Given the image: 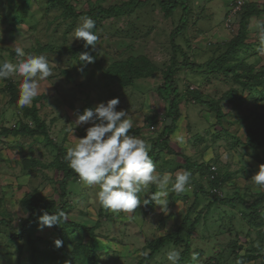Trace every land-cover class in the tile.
<instances>
[{
  "label": "rangeland",
  "instance_id": "1",
  "mask_svg": "<svg viewBox=\"0 0 264 264\" xmlns=\"http://www.w3.org/2000/svg\"><path fill=\"white\" fill-rule=\"evenodd\" d=\"M65 1L81 13L95 7H116L109 16H100L93 29L99 36L95 50L89 51L94 63L79 60L83 51L72 54V49L83 43L75 40L74 30L84 16L66 19L62 8L50 9L46 0H0V62H15L14 48L22 47L26 53L46 56L52 69V75L40 82V94L33 100L52 145L38 135L3 134L4 129L19 128L21 124H29L33 129L34 124L20 109L10 106L9 94L5 91L8 82L18 90L22 78L14 76L0 82V219L2 216L9 219L8 226H0V264H32L34 259L41 264H90L86 253L89 237L80 228L62 223L51 228L39 225L33 231L32 247L19 240L28 217L21 209L20 200L36 191L44 201L60 204L57 182L62 175L53 162L59 150L66 152L65 146L75 143L73 137L82 138L85 129L91 126L75 128L73 124L86 108L118 97L117 110L129 112L134 120L131 131L139 129L132 135L152 144L168 124L165 113L171 95L160 96L157 91L163 83L164 72L172 63L178 66L172 80L180 95L179 117L174 133L168 136L173 154L164 149L157 151L156 167L161 174L172 173L173 180L177 171H190L186 191L169 193L167 212L149 203L133 213H115L102 207L96 198L98 189L84 184L77 175L71 178L66 189V220L78 226L94 227L98 264H137L149 253L147 243L173 232L184 218L185 230L193 219L198 222L189 236V253L181 264H193V252L199 253V264H235L236 255L262 257L264 199L261 195L264 188L254 185L251 178L258 166L264 164V146L251 150L245 143L247 126L256 116L264 115V86L242 90L233 82L231 73H210L205 67L225 51L223 43L238 31L236 20L234 32L222 28L220 37H212L209 28L220 27L224 20L220 11L215 13L218 0L213 2L212 13L215 14L201 25L194 20L197 14L193 16L198 11L191 9L190 0H185V24L172 46L170 35L180 24L181 6L177 5L170 12L161 0H137L135 6L121 9L118 7L129 0ZM249 28L246 45L239 48L228 63L243 61L252 64L256 72L264 73V54L260 51L264 44L255 22L249 23ZM247 46H254V53ZM43 47L48 50H41ZM135 58H143L148 63L138 66L147 74L146 78L133 79L129 86L106 78V71L113 64ZM183 60L202 68L182 67ZM232 89L243 102L224 97ZM192 92L200 103L195 102ZM208 102L219 105L220 120L208 108ZM151 117L156 120H149ZM177 133L184 136L183 143L174 139ZM24 160L32 161L28 169L22 166ZM209 165L215 166L221 177L216 193L208 178ZM156 190L154 185L149 188V192ZM139 195L143 202L146 193ZM239 197L243 203L237 202ZM225 200L235 203L232 205ZM256 200H260L257 207L248 208ZM47 208L42 203L38 212L43 214ZM143 208L152 210L151 214L143 215ZM57 239L62 241L60 247L54 244ZM184 247V243L181 246L167 244L144 264H171L166 259L167 252L175 248L182 256ZM38 252L48 255L49 259H43ZM259 258L247 264H260Z\"/></svg>",
  "mask_w": 264,
  "mask_h": 264
},
{
  "label": "clouds",
  "instance_id": "2",
  "mask_svg": "<svg viewBox=\"0 0 264 264\" xmlns=\"http://www.w3.org/2000/svg\"><path fill=\"white\" fill-rule=\"evenodd\" d=\"M235 1L233 0L231 4ZM242 2L243 6L244 0ZM230 5L225 14L224 28ZM236 16L232 20L233 25ZM95 27V20L84 16L82 23L74 30L75 40L83 41L85 49L89 46L93 50L96 48L99 36L93 31ZM255 27L264 44V21H256ZM260 51L264 54V47ZM14 52L15 62L8 60L0 62V82L14 76L22 78L17 104L24 108L30 106L40 94V82L52 75V69L44 55L26 53L22 47H15ZM79 60L86 64L94 63V57L89 51L80 53ZM119 104L118 97L112 98L95 107L86 108L82 114L77 115L73 123L75 128L91 126L85 129L86 134L82 138H74L72 132L75 143L65 146L64 160L84 184L98 189L96 198L105 209L115 213H133L140 206L153 203L161 212H167L169 193L185 192L190 183L191 172L186 169L179 170L175 173L174 180L172 173L161 174L150 156L151 143L129 134L134 126V120L126 110H117ZM174 139L180 143L184 142V136L179 133ZM251 181L254 185L264 188V164L258 166V171L252 176ZM153 185L157 190L149 192L150 186ZM141 192L146 193L147 197H144L143 202L139 195ZM67 215L62 209L52 214L44 211L39 216V223L42 228H51L66 221ZM54 244L60 247L62 241L57 239ZM166 259L171 264H179L181 251L175 248L169 250ZM199 259V253L193 252L191 255L193 264H199ZM235 264H243L242 259H237Z\"/></svg>",
  "mask_w": 264,
  "mask_h": 264
},
{
  "label": "trees",
  "instance_id": "3",
  "mask_svg": "<svg viewBox=\"0 0 264 264\" xmlns=\"http://www.w3.org/2000/svg\"><path fill=\"white\" fill-rule=\"evenodd\" d=\"M47 5L50 9H56L58 7L63 9V16L64 18L68 19L70 17L78 18L80 16H88L95 20L97 23V20L100 16H109L116 10V7H109L107 9L102 7H95L91 8L89 12H77L71 5H69L65 0H46ZM160 1V0H159ZM185 0H167V3H165L164 0H161V3L165 8H167L170 12H173L177 5L181 6L182 9V16L180 18V24L175 29L173 33L170 35V43L172 46H175L174 40L180 34L182 30V24H185V16L187 14V6L185 4ZM137 0H129L128 2H125L123 5L119 6L118 8L121 9L124 6L133 5L135 6L137 4ZM241 11L236 16V23L238 24V31L233 33V36L227 41L223 43V46L225 48V51L220 55L217 59H212L206 64V70L210 73L215 74H224L225 72H229L232 74L233 82H236V84L239 85V87L242 90L246 89H252L253 87H262L264 86V73L256 72L253 66L248 65L247 63L237 62V64H229V59L234 56L236 51L244 47L245 40L247 39L248 35V19L251 16H260L264 15V4L260 7L255 4H246L241 7ZM235 24V22H234ZM84 42L72 49V54H78L81 51H93L91 46H89L88 49H85L83 47ZM47 51L48 49L46 47H43V49ZM132 63V64H131ZM146 64L147 62L143 58H135L131 59L128 62L125 63H115L113 66L106 71V78L109 80L118 82L119 84L123 86H129L132 83L133 79H143L146 78L147 74L142 73L140 64ZM148 65V63H147ZM131 66V67H130ZM133 66V67H132ZM182 67H186L189 69H197L200 70L201 66H195L194 64L188 63L186 60H183L180 64ZM176 64L172 63V65L164 72V79L162 85L158 88V93L160 96L169 97L170 95V102L169 107L165 113V119L168 121V124L164 125V128L162 132L160 133L159 137L151 144V152L150 156L153 159V156H155V160L158 158V154L156 153L159 150L164 149L167 152L172 153L171 148L169 147L168 143L170 142L168 136L175 131V123L179 117L178 112V103H179V97L180 95L177 92L176 87H174L173 83V76L176 70ZM148 69V66L146 67ZM239 69V70H236ZM238 72V73H237ZM264 72V71H263ZM254 88V89H255ZM5 91L9 94V104L10 106H15L18 109H20L24 114L25 118L31 119L34 126L33 129L30 127L29 124H21L19 128H12V129H4L2 132L5 136H14V137H23V136H41L44 140L48 141L51 145L52 142L49 139L48 132L46 129L45 123L40 120V117L38 115V111L35 106V101L32 104V106L20 108L17 104V100L19 97V91L17 90L16 86L10 82L7 83L5 87ZM192 95L194 97L195 102L200 103L201 101L197 97L195 92H192ZM224 97L229 101H234L236 103L243 102V99L241 96H237V92L235 89L229 90L227 93H225ZM208 108L212 111H214L220 120L222 117V112L218 104L210 103L208 102ZM149 120H156V117H151ZM219 122V121H217ZM153 126V125H152ZM139 132V129L130 130V135ZM246 147L249 149L256 150L258 148H261L264 146V115H258L256 116L252 122L247 126L246 129ZM58 157L53 162L54 167L61 173L62 178L60 181L57 182L58 186V195L60 198V204L57 205L54 202H47L44 201L36 191L33 194H28L21 198L20 200V206L21 209L28 213L27 219H25L23 223L22 232L19 234L18 239L25 242V244L30 245L32 247V244L34 243V240L32 239L34 236V232L37 228V226L40 225L39 223V216H41L42 213H39L38 210L42 203H45L47 205V212L49 214H52L53 212H56L58 210L66 211V203H65V197H66V189L69 185V182L71 181V178L74 176H77L76 173H74L67 165V163L64 160L63 155H65V151L59 150L58 151ZM63 154V155H62ZM160 154V153H159ZM173 154V153H172ZM186 163H188L187 159H184ZM32 161L24 160L22 162V166L24 169H28L30 165L31 166ZM207 169V167H205ZM211 166L209 165L207 169L208 178L211 183H213V187L216 191H218V184L221 186V177L218 176L217 172L212 173L210 172ZM204 169V170H206ZM213 176L211 178L210 176ZM212 190V191H213ZM208 194V192H206ZM261 198L264 199V194L261 195ZM216 202V201H214ZM226 203L234 204V201H228L225 200ZM238 203H243V201L240 199V197L237 200ZM259 201H255L252 205H250L248 208H251L254 210V207H257V203ZM232 204V205H233ZM152 210L144 209L143 208V215L148 216L151 214ZM208 212V211H206ZM253 213V212H252ZM251 213V214H252ZM184 218L179 226H177L173 232L159 237L156 240L150 241L146 244V247L149 250V253L143 257L140 261H138L137 264H144L146 261L152 260L155 256H157L160 251L165 247L167 244H171L173 246H181L184 243L185 250L182 253L181 259L179 261V264L182 262V258L189 253V243H190V234L193 232L194 228L197 225V220H192L191 224L187 226V229L185 230L186 223ZM7 223H9V219L7 217L2 216L0 219V226H8ZM62 225H68L73 228L82 229L84 234H86L89 237V245L86 248L87 258L90 262V264H98L95 259V243H96V235L94 233V227L88 228L83 226L75 225L72 222L64 221L62 222ZM183 232L184 235H183ZM185 239V240H184ZM40 253L41 257L43 259H46L48 255ZM259 258V256L251 257L248 255H236L235 261L237 259H242L243 264H247L249 262L255 263V261ZM260 264H264V255L259 258ZM32 264H41V262H37L36 259L33 260Z\"/></svg>",
  "mask_w": 264,
  "mask_h": 264
},
{
  "label": "crops",
  "instance_id": "4",
  "mask_svg": "<svg viewBox=\"0 0 264 264\" xmlns=\"http://www.w3.org/2000/svg\"><path fill=\"white\" fill-rule=\"evenodd\" d=\"M190 1L192 2L191 5L193 4V6H191L192 7L191 9L193 10V9L196 8V10H194V11H198V13L195 12L193 14V16L197 14V16L195 17L194 20H196L197 24L201 25L202 22L208 21V19H210V17L212 15H214L215 13H217L219 11L224 16V20H223V22H224L225 21V14H226V11L228 9V6L227 5L229 4V2H231L233 0H218V5L216 6V12L214 14L212 13V8L214 7L213 2L215 0H190ZM244 3H246V4H255V5H257V6L260 7L261 5L264 4V0H244ZM188 8H189V4H188ZM199 11H201V12H199ZM256 21H264V15L262 14L260 16H251L248 19V35L247 36H249V34H250L249 32L251 31V29L249 28V23H251V22H255L256 23ZM223 22H222V25L220 27H218V26H215L213 28H209L208 27L209 28V31H210V35H212V37L218 38V37L221 36V32H222L221 30H222V28H224L223 27ZM223 34H225V33H223ZM230 37H229V39H230ZM207 39L208 38L204 39L203 42H205ZM228 40H226V42ZM245 45H246V43H245ZM247 47L252 52L255 50V47L254 46H251V47L247 46ZM248 65L253 66L252 64H248ZM154 163L156 164L157 163V160H154Z\"/></svg>",
  "mask_w": 264,
  "mask_h": 264
},
{
  "label": "built area",
  "instance_id": "5",
  "mask_svg": "<svg viewBox=\"0 0 264 264\" xmlns=\"http://www.w3.org/2000/svg\"><path fill=\"white\" fill-rule=\"evenodd\" d=\"M242 4H243L242 0H236L233 4L230 5L228 15H227V19H226V23H225V27L227 29H229L231 31L234 30V25L232 23V20L239 13V11L242 7ZM210 172H212V173L216 172V168L211 167ZM210 177L213 178L212 175Z\"/></svg>",
  "mask_w": 264,
  "mask_h": 264
}]
</instances>
